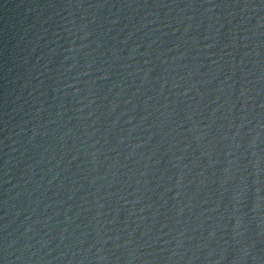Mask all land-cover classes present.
I'll list each match as a JSON object with an SVG mask.
<instances>
[{
  "label": "water",
  "instance_id": "1",
  "mask_svg": "<svg viewBox=\"0 0 264 264\" xmlns=\"http://www.w3.org/2000/svg\"><path fill=\"white\" fill-rule=\"evenodd\" d=\"M0 264H264V0H0Z\"/></svg>",
  "mask_w": 264,
  "mask_h": 264
}]
</instances>
